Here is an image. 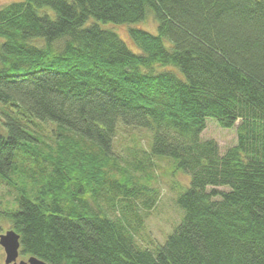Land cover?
<instances>
[{
	"label": "trees",
	"instance_id": "16d2710c",
	"mask_svg": "<svg viewBox=\"0 0 264 264\" xmlns=\"http://www.w3.org/2000/svg\"><path fill=\"white\" fill-rule=\"evenodd\" d=\"M148 15L157 34L129 29L140 52L101 25ZM0 103L27 119L9 117L8 135L0 133V179L15 187L21 173L37 184L15 187L18 207L0 208V221L21 236L20 256L49 264H264V0L13 2L0 8ZM29 118L59 126L56 147L30 133L37 121ZM208 118L236 128L224 153L201 137ZM121 126L151 134L132 169L111 153ZM76 135L90 151L77 150ZM156 157L174 159L191 182L177 199L183 217L173 232L141 248L128 216L142 222L144 192L142 207L154 205L138 174L151 181ZM27 160L35 171L20 168ZM115 196L122 217L112 219L96 206Z\"/></svg>",
	"mask_w": 264,
	"mask_h": 264
},
{
	"label": "rangeland",
	"instance_id": "374dc122",
	"mask_svg": "<svg viewBox=\"0 0 264 264\" xmlns=\"http://www.w3.org/2000/svg\"><path fill=\"white\" fill-rule=\"evenodd\" d=\"M21 0H0V8L7 6L13 2ZM41 12H48L54 17V12L51 9H41ZM93 22L92 20L90 23ZM103 27L113 29L119 36L126 42L127 46L134 52H140L136 43L133 41L129 34L130 27H136L146 30L152 34L158 33V23L154 20L152 15H148L147 19L136 23V24H101ZM168 42V41H166ZM41 44V43H40ZM180 76L184 78L183 74ZM24 114V111H22ZM18 115L16 107L0 103V133L4 136L8 135V128L5 122L9 117L18 118L23 124L27 123V119L24 115ZM30 121L36 122L37 119L29 118ZM36 125L29 124L31 129H28L30 133L39 136L43 142L47 145L56 147L58 139L54 134V130L59 129V126L53 122H40L37 121ZM81 139L79 135L75 136ZM203 140L214 139L219 144L220 150L224 153L227 148L233 146L237 142V132L236 128L224 129L219 126L217 120L214 118L207 119L206 129L201 135ZM83 140V139H81ZM83 143L79 144L77 148L78 151L87 153L90 151V142L88 140H83ZM151 143V134L145 129H138L133 127L121 126L117 132L113 144L111 146L112 156L116 159L117 163L123 168H130V164L137 162L139 158L142 157L140 148L146 150L149 149ZM38 147H42V151L48 152L46 146L40 144ZM153 166L150 168L151 181H149V175L145 176L138 174L141 178V185L145 183L149 184V188L154 190L156 200L154 205L150 209H145L142 207L140 201L146 200V192L141 195L139 202V215L142 220L140 222L136 218L128 216V221L131 226L136 229L135 242L141 248H153L154 245L163 244L169 234H171L174 228L179 224L183 217V211L177 204V199L179 195L185 191L191 182V177L188 173L177 166V162L169 157H156L152 158ZM20 168L25 171H35V167L32 162L27 160L24 163L19 161ZM50 171V168H48ZM13 178L16 182L17 188H27V190H32L36 188L37 184L32 181L29 177L21 174L14 173ZM7 184L0 179V208L2 210L17 208L18 191L17 189ZM222 190V188H219ZM33 191V190H32ZM29 194V193H28ZM30 197L32 200H36L34 194L30 192ZM113 204L109 202L106 198H101L99 200V205L96 206L97 209L103 210L110 218L117 219L122 217L120 209L123 206V202H120V197L115 196ZM89 203L94 207V202L92 199ZM0 235L11 230V224L8 220L2 219ZM1 247V246H0ZM157 247V246H156ZM5 252L1 247L0 250V264L5 263ZM27 258L20 256L18 261L26 260Z\"/></svg>",
	"mask_w": 264,
	"mask_h": 264
},
{
	"label": "water",
	"instance_id": "95a60500",
	"mask_svg": "<svg viewBox=\"0 0 264 264\" xmlns=\"http://www.w3.org/2000/svg\"><path fill=\"white\" fill-rule=\"evenodd\" d=\"M20 238V234L14 229L0 235V246L4 249L6 264H49L36 256H30L26 260L18 261L21 248Z\"/></svg>",
	"mask_w": 264,
	"mask_h": 264
}]
</instances>
